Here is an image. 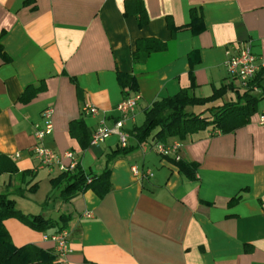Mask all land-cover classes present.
<instances>
[{
    "label": "crops",
    "instance_id": "obj_1",
    "mask_svg": "<svg viewBox=\"0 0 264 264\" xmlns=\"http://www.w3.org/2000/svg\"><path fill=\"white\" fill-rule=\"evenodd\" d=\"M193 10L204 23L196 33ZM1 36L10 60L0 57V155L32 172L31 185L43 172L49 181L62 173L40 168L33 154L39 143L76 153L91 178L111 171L103 197L90 189L64 202L50 182V198L59 194L53 213L41 214L71 216L73 251L59 264H264V106L233 132L208 128L168 142L179 141L181 159L196 164L193 178L174 157L159 155L157 142L141 145L132 133L156 101L187 88L209 97L231 83L227 61L239 46L250 43L264 60V0H0ZM145 38L165 49L134 62L137 41ZM119 73L134 77L131 95H141L125 125L124 153L117 135L92 143L100 124L113 127L119 116L125 98ZM227 98L236 97L229 93L219 103ZM85 104L99 113L83 115ZM47 109L54 132L39 142L35 126ZM74 121L84 123L87 139L82 128L71 131ZM19 181L0 176V193ZM5 226L17 247L54 249L44 237L56 229L37 232L14 219Z\"/></svg>",
    "mask_w": 264,
    "mask_h": 264
},
{
    "label": "trees",
    "instance_id": "obj_2",
    "mask_svg": "<svg viewBox=\"0 0 264 264\" xmlns=\"http://www.w3.org/2000/svg\"><path fill=\"white\" fill-rule=\"evenodd\" d=\"M191 28L194 32L203 29V17L197 10L192 11ZM197 28V31H196ZM2 36L0 37L1 40ZM165 49V44L156 39H142L137 41V49L134 53V62H140L155 51ZM0 57L5 61L10 58L6 54L0 41ZM118 80L125 93V98L131 96V91H137L135 78L131 75L119 73ZM235 79L229 84L222 85L215 89L209 97L195 96L193 89L182 90L178 94L156 101L150 108L145 110V121L141 126H136L132 133L139 144L143 145L151 139L155 142L168 144L173 138L184 140L187 136L196 134L208 128L219 130L222 133H230L240 127L247 125L251 118L258 113L259 104L264 100V68H262L247 89L235 86ZM255 89L260 91L255 93ZM229 93L235 95L231 101L219 103ZM203 107L202 113L189 111V108ZM82 128L81 135L86 139L88 133L82 121H74L71 131ZM74 133V132H73ZM128 152L130 148H121L120 152ZM180 171L185 175L195 176L196 164L183 159L176 162ZM110 169L107 168L100 176L91 178L86 174L81 165L72 172H63L58 177L51 179L54 190L60 192L64 202L90 189L98 192L101 197L111 191ZM19 176L20 186L13 190L8 186L0 193V264H59L55 250L43 249L34 244H27L17 247L5 226V221L14 217L22 219L25 224L37 232H48L56 229L57 232L67 230L71 216L63 214L58 220L46 218L42 214L25 216L15 207V196H25L26 193H35L38 190V183L31 185L33 173L20 171L14 161L4 155H0V176ZM31 177L30 181L27 178ZM90 180V181H88ZM22 184L26 186L23 188Z\"/></svg>",
    "mask_w": 264,
    "mask_h": 264
},
{
    "label": "built area",
    "instance_id": "obj_3",
    "mask_svg": "<svg viewBox=\"0 0 264 264\" xmlns=\"http://www.w3.org/2000/svg\"><path fill=\"white\" fill-rule=\"evenodd\" d=\"M227 68L230 77L238 82L241 89H247L251 82L254 80L258 72L264 68V60L259 59L252 51L250 43L239 46L237 52L229 56L227 61ZM141 95L134 93L130 97L124 98L121 103L116 107L118 117L113 127H108L105 123L95 130L92 138L93 144H99L104 142L112 135L119 136L120 144L123 147L128 146L129 134L125 131V125L130 120L138 107ZM83 115L96 116L99 110L89 104H85L82 109ZM53 109H47L43 112L44 123L37 124L35 126V138L42 142L45 137L51 135L54 131L53 126ZM262 123H264V116L262 117ZM182 144L176 140V142L164 144L157 142L154 145L155 151L163 157H174L177 161L181 160L180 150ZM34 156L38 159L41 169H48L50 171L57 168L60 172H73L77 166L80 165L79 159L76 153L68 151L62 154L56 153L39 143L34 147ZM133 173L137 176L141 175L139 170L133 168ZM90 181V180H88ZM90 216V214H88ZM46 241H51L54 244V250L58 259L65 258L71 253L70 236L67 230H63L61 233L56 232L52 235H45Z\"/></svg>",
    "mask_w": 264,
    "mask_h": 264
},
{
    "label": "rangeland",
    "instance_id": "obj_4",
    "mask_svg": "<svg viewBox=\"0 0 264 264\" xmlns=\"http://www.w3.org/2000/svg\"><path fill=\"white\" fill-rule=\"evenodd\" d=\"M202 97H206V94H202ZM231 100L230 98L225 99V101ZM223 101V102H225ZM264 106V100L260 103V107ZM205 110L203 107L189 108V111H194L196 113H202ZM46 173H42L39 177H42V181L39 182L38 190L35 193H26L25 196H15L16 199L15 207L19 212L25 216L39 215L41 213L48 214L50 211L53 213L54 202L57 200V192L53 193L54 197L51 199L49 193L52 188L50 186V181L48 177H44ZM56 199V200H55ZM48 204V205H46ZM58 208V206L56 207ZM19 221L21 224L25 222L17 217L11 218Z\"/></svg>",
    "mask_w": 264,
    "mask_h": 264
}]
</instances>
